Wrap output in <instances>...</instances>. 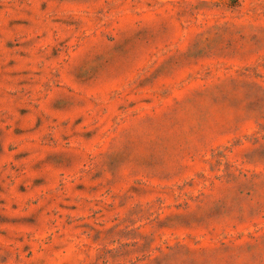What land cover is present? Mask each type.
Listing matches in <instances>:
<instances>
[{
    "label": "rangeland",
    "instance_id": "1",
    "mask_svg": "<svg viewBox=\"0 0 264 264\" xmlns=\"http://www.w3.org/2000/svg\"><path fill=\"white\" fill-rule=\"evenodd\" d=\"M0 264H264V0H0Z\"/></svg>",
    "mask_w": 264,
    "mask_h": 264
}]
</instances>
